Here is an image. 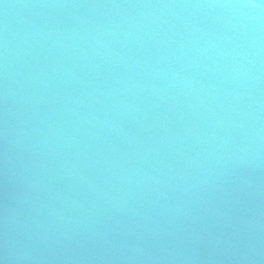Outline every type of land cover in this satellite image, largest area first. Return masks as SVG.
Listing matches in <instances>:
<instances>
[{
    "label": "water",
    "instance_id": "95a60500",
    "mask_svg": "<svg viewBox=\"0 0 264 264\" xmlns=\"http://www.w3.org/2000/svg\"><path fill=\"white\" fill-rule=\"evenodd\" d=\"M3 264H264V0H0Z\"/></svg>",
    "mask_w": 264,
    "mask_h": 264
},
{
    "label": "clouds",
    "instance_id": "9594fccd",
    "mask_svg": "<svg viewBox=\"0 0 264 264\" xmlns=\"http://www.w3.org/2000/svg\"><path fill=\"white\" fill-rule=\"evenodd\" d=\"M0 264H3V262H2V261H0Z\"/></svg>",
    "mask_w": 264,
    "mask_h": 264
}]
</instances>
